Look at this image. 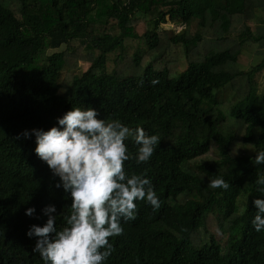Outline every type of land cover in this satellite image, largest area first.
Masks as SVG:
<instances>
[{
	"label": "trees",
	"instance_id": "16d2710c",
	"mask_svg": "<svg viewBox=\"0 0 264 264\" xmlns=\"http://www.w3.org/2000/svg\"><path fill=\"white\" fill-rule=\"evenodd\" d=\"M263 80L264 0H0V264H43L25 232L46 217L26 207L54 203L57 226L70 210L34 137L16 134L72 106L160 137L148 162H125L159 207L137 202L105 264H264L250 223ZM216 175L230 187L209 188Z\"/></svg>",
	"mask_w": 264,
	"mask_h": 264
},
{
	"label": "clouds",
	"instance_id": "9594fccd",
	"mask_svg": "<svg viewBox=\"0 0 264 264\" xmlns=\"http://www.w3.org/2000/svg\"><path fill=\"white\" fill-rule=\"evenodd\" d=\"M158 81L153 79L151 84ZM44 128L23 129L16 139L34 137L32 151L46 164L53 187L62 189L69 211L57 226L54 203L44 204L37 214L36 206L26 207L24 214L40 219L26 229L28 238H35L31 252L43 264H105L113 251L110 237L123 232V223L135 218L137 202L146 201L154 209L160 201L150 178L130 173L125 162L146 163L160 142L157 134H148L142 126L130 127L120 119L101 116L95 107H71ZM131 138L135 155L125 143ZM253 165H264V149L254 151ZM260 194L252 200L256 211L250 223L256 232L264 231V173L254 181ZM211 189L226 190L229 181L216 175L208 179Z\"/></svg>",
	"mask_w": 264,
	"mask_h": 264
},
{
	"label": "rangeland",
	"instance_id": "374dc122",
	"mask_svg": "<svg viewBox=\"0 0 264 264\" xmlns=\"http://www.w3.org/2000/svg\"><path fill=\"white\" fill-rule=\"evenodd\" d=\"M164 27H165L166 29H174V30H176L177 32L180 31V30L182 29V27H180V26H179V27H175V26L170 25V24H166V25H164ZM90 66H91V65L88 64V63L80 62V63H79V67H78V69L76 70V72H77V73L85 72V71H87V70L89 69ZM261 88H264V80H263V82L261 83Z\"/></svg>",
	"mask_w": 264,
	"mask_h": 264
}]
</instances>
